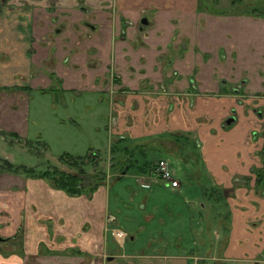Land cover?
I'll use <instances>...</instances> for the list:
<instances>
[{"label": "crops", "instance_id": "obj_1", "mask_svg": "<svg viewBox=\"0 0 264 264\" xmlns=\"http://www.w3.org/2000/svg\"><path fill=\"white\" fill-rule=\"evenodd\" d=\"M243 1L225 0L228 5H223L220 0H0V133L30 139L35 91L87 92L93 98L89 106L109 116L105 82L112 69L118 75V87L130 93L125 96L129 105L142 99L147 89L166 87L162 96L150 99L148 132L139 127L132 136L128 131L126 138L119 118L116 137L108 136L117 145H125L119 148L124 154L131 149L127 166L136 170L132 174L136 183L149 175L150 171L144 173L149 170L145 160L154 158L144 144L159 145L160 152L180 155L187 165L203 157L230 193L232 222L221 224L233 247L229 252L226 246L225 257L218 259L206 255V250L201 254L181 245L172 253L163 237L144 238L148 226L158 221L153 216L126 229L118 225L121 205L116 199L112 207L114 182L71 195L43 179L21 183L28 180L24 174L0 168V209L12 200L10 179L23 184V209L28 217L24 246L33 263L225 264L263 253L264 242L255 232L261 227L254 229L251 223L264 221V208L250 206L246 190H235L232 182L237 175L249 174V130L256 123L244 117V108L237 102L243 94L264 95V14L240 8ZM240 86L241 95L235 94ZM156 108L161 115L157 124ZM234 108L239 123L224 126ZM195 139L202 144L199 158L177 155L181 144L192 145ZM166 144H174V150L160 147ZM90 151L97 156L96 150ZM151 163L152 168L155 162ZM130 170L121 176H128ZM181 185L173 190L181 191ZM117 232L124 234L122 240ZM43 248L52 255L39 254ZM6 262L26 264L16 257Z\"/></svg>", "mask_w": 264, "mask_h": 264}, {"label": "rangeland", "instance_id": "obj_2", "mask_svg": "<svg viewBox=\"0 0 264 264\" xmlns=\"http://www.w3.org/2000/svg\"><path fill=\"white\" fill-rule=\"evenodd\" d=\"M220 1L223 5H228L225 0ZM234 2H238V0H234ZM243 2H246V5L238 4L241 5L239 7H244L245 11L249 12H254L255 8L260 10L264 7V0H245ZM110 71L105 82L110 106L109 116L98 112L96 107L92 109L89 106V102L93 98L87 92L76 95L73 91L65 92L57 89L45 93L40 91L32 93L31 137L24 140L15 135L0 133V166L5 168V161H8L13 166H24L35 170L37 174L34 176L24 174V177L28 179L21 182L24 184L30 179H43L41 176L46 172L53 174L52 178L43 179L49 183L53 182L54 178H60L62 174L76 175L82 183L80 188L84 191L101 183L110 185L114 182L112 185L114 189L110 188L109 190H112L111 196L114 199L112 207L115 206L116 199L121 205L119 207L120 212L117 209L114 210V213H119L117 216L120 224L118 225L126 229L132 222H140L142 218L146 220L147 217L153 216L158 221L154 225L148 226L149 230L143 236L144 238H147L149 234L156 238L163 237L165 242L169 244L168 249L172 253L177 252L180 248L179 245H181L188 251L194 250L202 254L206 250V255L211 253L213 257L218 259L225 257L226 246L230 247L229 252H231V246L233 247L228 232V236L226 235L225 226L221 224L223 220L232 222V213L228 208L230 193L227 192L225 185L219 183L218 178L207 168V162L203 157L198 161H192V166L187 165L185 159L178 155V153L185 154L192 159L196 155L199 158L201 151L196 149L194 143L192 145L181 144L182 150H177L178 156L176 158L166 152H160L158 150L159 145L153 147L144 144L145 151L151 150L152 153L150 154L154 155V158L148 157L144 163L150 164L153 159L151 164L160 159L169 160L176 173V179L184 185L181 191H174L162 184H153L150 190L141 189L135 178L132 177L136 171L133 169L130 170L128 176L118 179L122 175L123 169L129 164L130 159L128 158L132 151L129 149L130 153L124 154V151L119 148L125 145H117L114 143L115 138L109 140L108 136L110 135V138L111 136L116 137L115 129L119 118L123 120V132L125 131L123 134L126 138L130 137L128 131H131L132 136L134 135L133 131L139 127L148 132L147 125L151 123L150 114L152 113L150 99L162 96L164 92L161 88L164 85L154 90H145L141 93L142 99L134 100V103L129 105L126 102V97L130 93L118 87V80L113 81L114 77H118V75L114 70L111 69ZM240 98L243 104L247 103L244 97ZM247 101L248 103L252 102V98L247 99ZM154 111L156 124L160 123V109L156 108ZM98 113L102 115L100 118L96 116ZM157 138L164 140L161 137ZM116 141L120 142V139H116ZM139 147L137 146L136 149ZM160 147L165 151H170L174 150L175 145L166 144V146ZM93 149L96 150L94 153H98L93 161L84 159L67 162V158L66 160L62 159L64 156L74 158L83 156L84 158L92 153L93 151L90 150ZM90 156L93 157V154ZM19 183L18 179L15 180L13 177L10 179V187H12L10 212L12 217L19 215V201L25 200L26 194L22 188L23 184ZM194 204H198V206ZM209 217L214 222L211 225L212 228L208 226ZM161 219L165 222L164 225L159 224ZM189 228L190 230H188ZM263 229L264 225H261L260 231ZM1 231L4 232L2 229ZM196 231H200L201 235L198 236ZM255 232L256 236H264L263 231L260 234ZM248 240L251 241V239ZM257 260V258L251 257L243 261L232 260L225 264H260V260Z\"/></svg>", "mask_w": 264, "mask_h": 264}, {"label": "flooded vegetation", "instance_id": "obj_3", "mask_svg": "<svg viewBox=\"0 0 264 264\" xmlns=\"http://www.w3.org/2000/svg\"><path fill=\"white\" fill-rule=\"evenodd\" d=\"M254 12L264 14V7L255 8ZM257 9L259 10L257 12ZM61 31V29H60ZM119 78L114 77L113 81L116 82ZM118 82V81H117ZM166 89L165 85L161 88L163 91ZM242 86L235 89V94L241 95ZM109 90V89H108ZM49 90H46L48 92ZM107 92V91H106ZM112 93V92H110ZM244 99H246L245 104L242 103L241 99L238 100V104L243 106L244 108V117L246 118H253L256 119L255 124H249L252 126L249 130V165L250 171L248 175L240 176L237 175L233 178V188L235 190L238 189H245L247 192L246 201L249 203L250 206L254 207H261L264 208V95L257 94V95H242ZM252 98V102L247 101ZM230 118H235V122L228 125L227 122ZM240 121V115L237 112V109L234 108L231 111V114L226 120L224 121V126H234L238 124ZM178 135V134H177ZM186 138H189L187 136ZM198 151L201 150L202 144L198 139L193 140ZM247 161H245L246 163ZM229 193V191L227 190ZM262 195V196H261ZM233 199H236L233 196ZM20 211L19 215L16 217L10 212L11 210V203H4L0 209V220H2V224L0 223V264H8L6 261L12 260V258L21 259L22 261H26V264H35L33 263L34 257L29 256L27 253V249L24 246V242H27L26 239L28 238V233L26 230V222L28 217L26 218L25 209H23L22 205H24V201L20 200ZM264 215V213H263ZM254 229L257 227H261L264 225V221H253L251 223ZM49 231L51 230L50 223L48 224ZM257 225V226H256ZM2 226V227H1ZM14 227L13 229H11ZM1 229L4 231L2 232ZM12 230V231H10ZM264 232V229L261 230ZM261 231L259 233H261ZM264 235V234H263ZM264 242V236H261ZM45 247L44 244H42ZM13 250L11 251L10 250ZM20 252V253H18ZM45 255H52V251L50 249H42L39 251V254ZM44 255V256H45ZM41 256V255H40ZM260 260V264L264 261V250L263 253H260L257 257ZM257 260V261H258Z\"/></svg>", "mask_w": 264, "mask_h": 264}, {"label": "trees", "instance_id": "obj_4", "mask_svg": "<svg viewBox=\"0 0 264 264\" xmlns=\"http://www.w3.org/2000/svg\"><path fill=\"white\" fill-rule=\"evenodd\" d=\"M90 154L86 157H80V158H74V157H69V156H64L62 159L63 160H66V158L68 160H66L67 162L68 161H72V160H76V161H80V160H84V159H89L90 161H93L96 159L95 156L91 157ZM70 159V160H69ZM129 165V164H128ZM149 166V170H145L144 173L150 171V168H151V165L146 163L145 167H148ZM0 168L4 171H7V172H12V173H16V174H25V175H36V171L33 170V169H28L24 166H13L12 163L8 162V161H5V168L4 167H1ZM129 171L130 170V166H126L124 169H123V172L124 171ZM128 173V172H127ZM52 172H46V173H43L41 178L43 179H49V178H52ZM79 177L76 176V175H64L62 174V176L60 178H54L53 179V182H51L56 188L58 189H61V190H64L66 191L67 193L71 194V195H78V194H81L82 193V189L80 188L82 183L79 181L78 179ZM122 176H119L118 179H121ZM52 180V179H51ZM104 182V181H103ZM102 184V183H101ZM100 185V184H99ZM98 186V185H97Z\"/></svg>", "mask_w": 264, "mask_h": 264}, {"label": "built area", "instance_id": "obj_5", "mask_svg": "<svg viewBox=\"0 0 264 264\" xmlns=\"http://www.w3.org/2000/svg\"><path fill=\"white\" fill-rule=\"evenodd\" d=\"M137 183L144 190L152 189L153 184H162L172 189L181 187V182L176 179V173L167 159L157 161L152 166L150 174L137 178Z\"/></svg>", "mask_w": 264, "mask_h": 264}, {"label": "water", "instance_id": "obj_6", "mask_svg": "<svg viewBox=\"0 0 264 264\" xmlns=\"http://www.w3.org/2000/svg\"><path fill=\"white\" fill-rule=\"evenodd\" d=\"M146 23V21H145ZM233 122H235V118H230L227 122L228 125L232 124ZM127 173V170L124 172V175Z\"/></svg>", "mask_w": 264, "mask_h": 264}, {"label": "bare ground", "instance_id": "obj_7", "mask_svg": "<svg viewBox=\"0 0 264 264\" xmlns=\"http://www.w3.org/2000/svg\"><path fill=\"white\" fill-rule=\"evenodd\" d=\"M117 236H118V238H120L122 240L124 237V234L122 232H117Z\"/></svg>", "mask_w": 264, "mask_h": 264}]
</instances>
